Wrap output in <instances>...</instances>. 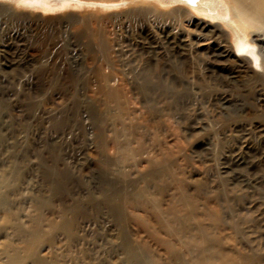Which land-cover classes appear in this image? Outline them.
Masks as SVG:
<instances>
[{"label": "bare ground", "instance_id": "1", "mask_svg": "<svg viewBox=\"0 0 264 264\" xmlns=\"http://www.w3.org/2000/svg\"><path fill=\"white\" fill-rule=\"evenodd\" d=\"M76 1L87 7L83 8L82 11L68 10L51 14L46 12L53 10V8L44 3L27 6L15 0V5L18 6L16 8L6 0H0V69H4V67L13 68V66H16L17 70L26 69L39 60L36 49L34 50L26 39L28 32L43 34L46 30L55 31L62 25L65 26V29L68 27V30L69 27L72 30L90 27L92 28L91 31L102 32L104 36H107L113 27L123 28L124 24H139L140 40L133 41L131 37L132 39L128 44L133 46L130 48L144 49L149 54L152 51L158 52L162 48H169L168 50L178 58L182 57L192 63L197 60L199 53L205 54L209 57L208 59L212 60L214 65L211 69L219 78L220 92H224L226 87H232L234 91L237 89L235 91L238 94L237 97H240L239 94L242 97L241 99L238 98L239 103L237 104L241 113L240 117H243L241 121L250 120L249 123L242 126L239 133H235L238 134L236 139L238 144L234 149H230L231 153L236 151L241 154V157H244L252 151L259 150L264 154V124H256L258 121L255 122V118L258 115L254 113L255 110L264 109V0H198L196 3H191L190 0ZM178 1L182 4H176ZM61 4L64 6L66 3L62 2ZM38 7L41 11H36ZM218 7L220 8L219 13H217ZM225 15L228 16V19L224 18ZM214 19H219L220 23ZM92 35L86 41L90 50L86 49L85 53L80 49H74L69 63L58 59L54 60V64L57 68L56 74L60 77L68 76L70 68L77 63L83 68L89 69L88 72H91L92 77L91 81L87 78L90 81L88 86L100 93L109 106H112L111 112H109L112 121L106 129L105 136L102 134V138H99L95 145L100 155L111 165L108 168L109 177H117L116 180L118 178L126 179L131 175L136 177L141 175L140 163L145 162L147 165L146 173L147 171L148 173L146 176L149 178L143 180L144 185L137 186L135 184L136 187L126 188L121 193V222L116 235L119 242L117 245L115 244L116 246L111 247L114 249V253L118 251L121 256L117 255L114 259L109 256V258H100L98 257L100 255L97 256L95 252H91V248L82 247L81 239L78 236L79 226L75 224L74 219L71 216L66 218L61 212V207L55 208L52 205V200L49 199L50 196L43 197L38 189H33L31 186V188L26 189V187L19 185L17 188L16 183L13 184L16 178V167H13L15 165H8L7 168L0 166V264L257 263L258 261L254 262V257L242 254L238 246L232 243L230 235L225 231L227 224L224 219L227 217L224 216L225 218H223L219 208L207 198L189 192L191 187L186 185L188 177L184 175L181 169L177 168L173 171L160 169L163 163V155L172 154L170 152L171 147L166 141L167 138L177 139L182 131L174 130L168 119L161 118L159 115L161 112L159 111L160 113L157 114L153 110L152 105L154 103L151 105L149 99H138L137 94L140 92V86L134 79L143 75L154 76V71L157 68H154L151 59L147 58L143 61L138 59L139 57H133L131 61L121 65L120 62H116L114 52L117 53V51L112 49L110 39L95 38V33ZM241 41L255 48L256 55L259 57V68L254 66L251 56L238 54L237 44ZM34 46L36 45L34 44ZM131 50L134 49L131 48ZM203 60L202 62H204ZM33 66L27 69L26 73H20L21 76L16 81L17 88L27 89L28 92V90L46 85L44 81L39 83L35 80L38 77L36 73L38 71ZM55 71L53 68L47 69L46 76L54 74ZM157 71L159 72V69ZM157 71L155 75L159 74ZM210 73L208 74L211 76ZM159 80H161L160 77ZM144 81L147 82V80ZM154 84L157 96H160L158 92L161 88L158 82L153 83V86L148 85L146 87L150 89L154 87ZM241 88L242 92H240ZM229 96L222 94V101L226 104L232 103L234 100L232 101ZM98 97L100 98V96ZM168 97L170 98V96ZM139 105L143 107L140 114L136 113L140 109ZM105 109L108 108L105 106ZM105 111L108 112V110ZM185 121L187 122V120ZM1 160L0 162L3 163ZM21 177H19L18 184L21 183L22 185L24 180ZM59 197H61L60 194ZM108 202L111 201L108 200ZM110 206L111 204H109ZM79 207L81 208V206ZM111 211L109 210V214L113 215L114 212L111 213ZM262 213V211L258 213L259 222L264 218ZM84 235L86 234L84 233Z\"/></svg>", "mask_w": 264, "mask_h": 264}, {"label": "rangeland", "instance_id": "2", "mask_svg": "<svg viewBox=\"0 0 264 264\" xmlns=\"http://www.w3.org/2000/svg\"><path fill=\"white\" fill-rule=\"evenodd\" d=\"M6 1L18 8L15 5V0ZM62 2L66 4L62 6ZM44 4L53 8V10L46 12L51 14L62 13L68 10L82 11L83 8L87 7L84 4L80 5L76 0H46ZM176 4H182V2L178 1ZM88 7L90 8V6ZM36 11H41V9L38 7ZM219 12L220 8L218 7L217 13ZM214 21L220 23L219 19H214ZM124 26L123 28L113 27L109 32L110 34L107 33V36H104L102 32L91 31L92 28L90 27H80V29L75 30L69 27L68 30V27L65 29V26L62 25L55 31L46 30L43 34L35 32L27 33L26 39L30 42L29 44L32 48L36 49L37 58L39 59V62L36 61L32 64L35 67L34 69L38 71L36 72L38 77L35 80L39 83L44 81L46 85L34 90H28V92L27 89L17 88L16 81L21 76L20 73H26L27 69L32 67L31 65L29 68L21 70H17L16 66L0 69V160L2 159L1 161H3V163L0 162V166L7 168L8 165H15L13 167H16V178L13 184L16 183L17 188L19 185L26 187V189L31 187L38 189L43 197L47 198L50 196L49 199L52 200V205L55 208L61 207V212L66 218H70L69 216H71L75 224L79 226L78 236L81 239L82 247L91 248V252H95L97 256L100 255L98 256L100 258L109 256L114 259L117 255L121 256L118 251V253H114V249L111 248L119 242L116 235L121 222V193L126 188L132 189L136 187L135 184L137 186L144 185L145 182L143 180L149 178V176H146L148 173V171L146 173L147 165L145 162L140 163V177L131 175L126 179L118 178L117 180V177H109L108 168L111 165L100 155L95 145L99 138L105 136L106 129L112 121L109 113L112 106H109L100 93H97V91L92 90L88 86L92 77L91 72H88L89 69L83 68L77 63L70 68L68 76L60 77L56 74L55 70L57 68L54 64V60L58 59L69 63L74 49H80L85 53L87 50H90L86 41L95 33V38L110 39L112 49L117 51V53L114 52L117 63L120 62L119 64L123 65L131 61L133 57H139L138 59L143 61L149 58L154 68L159 69L158 72L157 69L153 68L154 72L156 73L157 71L160 75H155L154 73L153 78L143 75L142 77L135 78L136 80L134 79V81L140 86V92L137 94L138 99H149L151 105L154 103L152 105L153 110L157 114L161 112L159 114L161 118H164V120L168 119L170 126L174 130H178V132L182 131L177 139L167 138L166 141L169 147H171L170 152L172 154L163 155V163L160 169L163 171L167 169L172 171L177 170V168L181 169L184 175L188 177L186 185L191 187L189 192L207 198L219 208L223 214V218L227 217L224 219L227 224L225 231L230 235L232 243L238 246L242 254L254 257V262L258 261V264H264V218L260 222L257 219L258 213L261 211L263 212L262 217H264V154L259 150L252 151L244 157H241V154H238L236 151L231 153V150L238 144V140H236L238 134L235 133H239L242 126L250 121H241L243 117H240L241 113L237 105L239 103L238 98H242L241 95L239 94L240 97H237L238 94L235 92L237 89L234 91L232 87H226V89L223 87L225 89L224 92H220L219 78L211 69L214 64L203 53H199L196 58L197 60L194 61L195 63H192L182 57L178 58L168 50L169 48H162L158 52L152 51L150 54L144 49L137 47H131L134 49L131 50L130 46L133 45L128 44V42L132 38L133 41L140 40V27L139 24H124ZM61 51L62 53H60ZM45 59L46 61H44ZM202 59H204V62H202ZM50 67L55 72L50 76H46V70L51 69ZM81 74L83 76H80ZM159 77L161 80H159ZM140 78H142L143 82L140 81ZM143 79L147 80V82ZM149 82L152 83L150 84ZM155 82L160 84L161 90L159 89L158 92L160 96H157V92L154 89L155 84L154 87H151ZM148 85H151L150 89L146 87ZM179 85L182 87L180 88ZM240 90L242 92V88ZM222 94L226 96L230 95L229 97L234 101L228 104L224 103L221 99ZM74 95L76 96L73 97ZM98 96H100L101 100ZM154 100L157 101L155 102ZM105 106L108 109H105ZM139 107L140 109L136 112L138 114L143 110L142 106L139 105ZM263 112V108L262 110L254 111L258 115L255 118V122L258 121L256 124H264ZM104 120L105 122H102ZM102 123L103 125H101ZM251 123L253 124V122ZM233 136H235V139ZM250 142L252 143V141ZM21 155L25 156L22 157ZM21 166L23 167L21 168ZM45 170L48 172V175ZM32 172H34V175ZM42 172L45 173L43 174ZM41 176L44 177L42 178ZM142 176L143 179H141ZM19 177L24 180L22 185L21 183L18 184ZM59 194L61 197H59ZM54 197L55 199H53ZM108 200L113 204L108 202ZM109 204H111L110 207ZM88 209L89 212H87ZM109 210H112L111 213L114 212L115 215L114 213L113 215L109 214ZM72 215L75 216L72 217ZM109 249L110 251H108Z\"/></svg>", "mask_w": 264, "mask_h": 264}, {"label": "snow or ice", "instance_id": "3", "mask_svg": "<svg viewBox=\"0 0 264 264\" xmlns=\"http://www.w3.org/2000/svg\"><path fill=\"white\" fill-rule=\"evenodd\" d=\"M46 0H18V3L20 4H24L27 6H35L38 4H42L45 3ZM191 3H196L198 2V0H190ZM225 19H228V16L225 15L224 17ZM237 49H238V54L239 55H247V56H251L253 62H254V66L259 68V57L256 55V50L255 48H253L251 45H247L245 43L238 42L237 44Z\"/></svg>", "mask_w": 264, "mask_h": 264}]
</instances>
